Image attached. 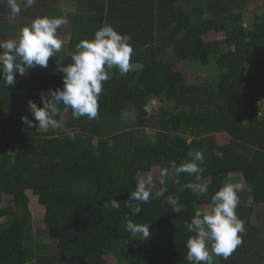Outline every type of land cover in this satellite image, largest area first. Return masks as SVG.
Instances as JSON below:
<instances>
[{
    "label": "trees",
    "instance_id": "1",
    "mask_svg": "<svg viewBox=\"0 0 264 264\" xmlns=\"http://www.w3.org/2000/svg\"><path fill=\"white\" fill-rule=\"evenodd\" d=\"M249 1L36 0L27 7L18 0L20 21L66 17L71 32L66 49L49 59L47 69H26L14 86L0 81V264H189L191 233L185 225L226 182L242 184L243 197L253 203L239 200L243 242L227 259L214 257L215 264H264V114L255 99L264 92V16L248 26ZM10 15L7 0H0V40L19 34L9 25ZM105 24L131 36L130 64L141 67L109 70L94 119H76L69 110L59 130L23 124L22 116L32 118L29 100L42 107L40 93L63 87L58 64H70L76 45ZM209 34L223 37L207 40ZM168 55L178 70L169 81H159L156 72ZM182 63L215 66L219 75L188 83ZM241 101L247 123L238 116ZM155 102L160 104L154 107ZM137 117L146 119L144 127ZM195 151L204 154L200 182L207 184L206 193L180 190L195 176H172ZM158 166L167 169L159 193L151 185L149 202L132 217L151 225L152 235L143 240L126 230L131 209L125 202L139 176ZM29 191L46 209L44 225L55 249L27 235ZM169 195L179 198L181 213H172ZM5 196L11 197L9 207ZM112 198L120 208L109 211L103 205ZM18 210L23 219L14 216Z\"/></svg>",
    "mask_w": 264,
    "mask_h": 264
},
{
    "label": "clouds",
    "instance_id": "2",
    "mask_svg": "<svg viewBox=\"0 0 264 264\" xmlns=\"http://www.w3.org/2000/svg\"><path fill=\"white\" fill-rule=\"evenodd\" d=\"M21 2L27 7H32L36 0ZM7 5L11 15L15 16L21 12L18 0H7ZM66 23V17H37L21 30L17 39L0 40V81L3 85L14 86L17 74L25 75L26 69L37 66L47 69L49 59L62 49L64 41L58 36V29ZM130 41V35L118 33L109 24L97 30L91 40H81L71 55L72 62L67 66L58 64L57 70L63 76V87L49 90L47 95L40 93L42 107L34 100H29L28 111L32 118L22 116V123L29 128H59L62 126L64 114L69 110L76 119L83 116L96 118L103 82L110 78L109 70L113 67L118 68L121 73L130 70L134 51ZM216 155L222 157L220 152ZM189 156L191 159L176 167V171L195 176V182L184 184L180 190L206 193L207 184L200 182L202 174L206 171L201 166L204 163V154L195 151L190 152ZM163 175H167V169ZM152 183L151 175L140 179L135 190L130 192L128 202H125L131 209V216L127 218L125 225L126 230L133 237L143 240L152 235L151 225L135 223L132 217L142 212V204L149 202ZM160 183L163 184L164 181L161 180ZM242 189L243 185L240 183L226 182L212 196L211 204L204 210H197L190 222L186 223V229L191 233L186 242V259L189 264H215L214 257L227 259L242 244L241 234L245 232V222L239 218L236 211L239 203L238 192ZM164 191L166 188L162 189L160 195H163ZM166 203L171 207L172 213L179 214L183 210L177 196H167ZM103 207L109 211L119 209L120 202L112 198L106 200Z\"/></svg>",
    "mask_w": 264,
    "mask_h": 264
},
{
    "label": "rangeland",
    "instance_id": "3",
    "mask_svg": "<svg viewBox=\"0 0 264 264\" xmlns=\"http://www.w3.org/2000/svg\"><path fill=\"white\" fill-rule=\"evenodd\" d=\"M248 8L245 10V17H246V24L249 25H253L254 24V20L255 17L257 16H264V0H250ZM67 8H72V6H65ZM21 19V15H10V17L8 18L9 21V25L11 26H17L19 28V34L18 36L15 37H9L7 40H12V39H17L20 35L21 30L28 24L32 23V19H28L25 21H20ZM70 27L68 25V23L64 24L61 26L60 29H58V36L64 41L62 49H66L67 47V43L69 42V37H70ZM223 37V35H217V34H209L206 38L207 40H214V39H221ZM141 65H132L130 67V70L133 69H138L140 68ZM173 67V58L171 56L168 55L167 60L161 64L160 69L156 72V78L159 81H169L171 79V74L174 70H178V69H174ZM181 71L184 72L187 82L188 83H194V82H202L204 81L206 78H213L215 76L219 75V71L218 69L213 66L210 67H204L201 64H197L196 67L195 65H188L186 63H182L180 68ZM249 76H252L253 74V70L249 69ZM256 100L260 101L262 107L259 108L260 111H262V113L264 114V92L263 93H256ZM160 103L159 102H155L153 103V106L156 107L158 106ZM238 116L239 118L242 120L243 123H247L248 121V111L246 109V105L244 103V101L240 102L239 108H238ZM131 114H124L123 118L128 120L130 119ZM70 118V115L67 114L64 119H63V123L62 126L57 128V130H59L60 128H64L66 126V124L68 123ZM132 118V117H131ZM139 121L140 126L144 127L146 124V119L144 118H136V121ZM149 131L151 130L150 127L147 128ZM42 132H46L49 130V128L47 129H39ZM153 130V129H152ZM1 131V129H0ZM80 164H84L85 163V157H81L79 160ZM163 170L161 167H154L152 168V170L149 173H145V174H141L139 176V180L140 179H146L148 175H151L152 177V186L155 187L159 193L160 191V181L165 179V175H163ZM177 171L174 170L172 171V176L177 179L178 175H177ZM241 179L242 176H241ZM243 191H239L238 195H239V200L241 199L244 203L241 204H245L247 206L252 205L253 200L252 198H247L243 197L242 195ZM29 198H30V211L32 213V220L30 222V225L27 229V235L30 237V241L33 242L34 244H46L49 246V248L55 249L56 248V243L54 244L45 229L44 226V220H45V215H46V211L44 209V207L42 205L39 204V200L38 197L34 196L32 194L31 191L28 192ZM244 199V200H243ZM10 202H11V197L9 196H5L4 197V204L6 207L10 206ZM211 202L209 204H207L202 210L206 209L208 207V205H210ZM257 206V205H256ZM16 213L14 214V216L17 219H23L25 213L22 210H18L15 211Z\"/></svg>",
    "mask_w": 264,
    "mask_h": 264
},
{
    "label": "built area",
    "instance_id": "4",
    "mask_svg": "<svg viewBox=\"0 0 264 264\" xmlns=\"http://www.w3.org/2000/svg\"><path fill=\"white\" fill-rule=\"evenodd\" d=\"M257 106H258L259 108H261V107H262V105H261L260 101H257Z\"/></svg>",
    "mask_w": 264,
    "mask_h": 264
}]
</instances>
